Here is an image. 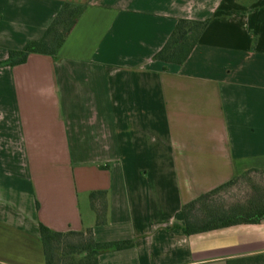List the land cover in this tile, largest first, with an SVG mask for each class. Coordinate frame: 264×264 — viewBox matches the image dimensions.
I'll return each mask as SVG.
<instances>
[{
    "label": "crops",
    "instance_id": "1",
    "mask_svg": "<svg viewBox=\"0 0 264 264\" xmlns=\"http://www.w3.org/2000/svg\"><path fill=\"white\" fill-rule=\"evenodd\" d=\"M65 2L87 7L59 55L8 65ZM180 18L209 23L183 64L156 60ZM254 168L264 169V0H0V264H46L41 224L134 242L99 264L264 253V219L183 229L184 204Z\"/></svg>",
    "mask_w": 264,
    "mask_h": 264
},
{
    "label": "trees",
    "instance_id": "2",
    "mask_svg": "<svg viewBox=\"0 0 264 264\" xmlns=\"http://www.w3.org/2000/svg\"><path fill=\"white\" fill-rule=\"evenodd\" d=\"M86 7L82 3L65 2L43 36L38 40L28 41L20 50H11L6 63L11 66L23 64L32 53L56 58ZM208 23L209 20L180 18L168 41L154 58L166 63L183 64L199 42ZM263 175L264 169H250L184 204L185 233L192 235L233 225L255 224L263 220L264 182L257 177ZM249 177L256 183L245 200L228 205L220 202L219 194L222 191ZM91 205L97 215V224H104L108 209L107 191H93ZM40 234L46 264H99L102 252L112 248L124 249L134 244L132 240L99 242L92 228L62 232L41 224ZM227 264H264V253L232 258Z\"/></svg>",
    "mask_w": 264,
    "mask_h": 264
},
{
    "label": "rangeland",
    "instance_id": "3",
    "mask_svg": "<svg viewBox=\"0 0 264 264\" xmlns=\"http://www.w3.org/2000/svg\"><path fill=\"white\" fill-rule=\"evenodd\" d=\"M257 177L260 178V181L264 182V175ZM255 183L256 182L250 179V177L243 178L239 183L232 185L219 194L220 202L228 205L245 200L248 197V194L253 190V185Z\"/></svg>",
    "mask_w": 264,
    "mask_h": 264
}]
</instances>
